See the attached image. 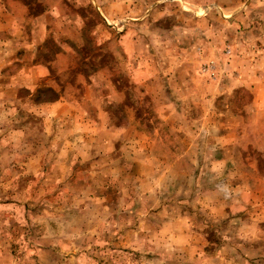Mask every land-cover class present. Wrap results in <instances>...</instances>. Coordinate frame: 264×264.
Here are the masks:
<instances>
[{"label":"rangeland","instance_id":"rangeland-1","mask_svg":"<svg viewBox=\"0 0 264 264\" xmlns=\"http://www.w3.org/2000/svg\"><path fill=\"white\" fill-rule=\"evenodd\" d=\"M32 1L71 49L0 37V264H264V0Z\"/></svg>","mask_w":264,"mask_h":264},{"label":"crops","instance_id":"crops-1","mask_svg":"<svg viewBox=\"0 0 264 264\" xmlns=\"http://www.w3.org/2000/svg\"><path fill=\"white\" fill-rule=\"evenodd\" d=\"M34 6L35 3L32 0H0V37H5L3 40L9 47L16 48L15 45L21 42L23 48H17L16 51L29 49L28 52L33 53L32 56H35L36 60L28 66L35 71L36 79L41 81L48 79L47 81H50L51 71L54 74L55 67L64 68L61 62L66 58L65 45L68 43V49H71V46L66 41L63 47L58 45L56 47L58 38L55 36L61 35L55 33V30L52 29V23L49 21V15H54V12L35 13ZM3 40L0 38V46ZM69 40L73 43L77 42L73 38H69ZM36 52L44 54L36 55L34 54ZM1 55L0 59H2ZM28 72V75L31 74L28 79L31 80L32 71L28 69ZM61 91L63 88L57 91L59 96L51 105L52 112L64 111L63 108L67 109L68 107L69 109L76 103L74 96L64 92L60 93Z\"/></svg>","mask_w":264,"mask_h":264}]
</instances>
